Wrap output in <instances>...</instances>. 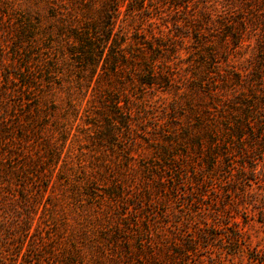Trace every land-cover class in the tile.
<instances>
[{
  "label": "trees",
  "instance_id": "16d2710c",
  "mask_svg": "<svg viewBox=\"0 0 264 264\" xmlns=\"http://www.w3.org/2000/svg\"><path fill=\"white\" fill-rule=\"evenodd\" d=\"M0 43V264H264V0H0Z\"/></svg>",
  "mask_w": 264,
  "mask_h": 264
},
{
  "label": "rangeland",
  "instance_id": "374dc122",
  "mask_svg": "<svg viewBox=\"0 0 264 264\" xmlns=\"http://www.w3.org/2000/svg\"><path fill=\"white\" fill-rule=\"evenodd\" d=\"M167 27H170V25H167ZM162 30H164L165 32L168 30V28L162 26L161 27ZM0 50H1V43H0ZM247 57V55H245V58ZM244 61V58L238 60V61H233V63H239V62H242ZM168 98L166 97L165 100H164V103H167L168 102ZM147 105H152L151 103H148ZM246 230H247V233L248 235L250 236V240L252 242V244H257V243H262L264 238H263V235L257 231V229L254 227V226H250V227H247L246 226ZM225 264H242L241 261H239L238 259H234L230 262H226Z\"/></svg>",
  "mask_w": 264,
  "mask_h": 264
}]
</instances>
